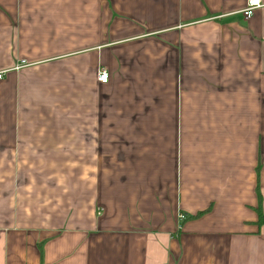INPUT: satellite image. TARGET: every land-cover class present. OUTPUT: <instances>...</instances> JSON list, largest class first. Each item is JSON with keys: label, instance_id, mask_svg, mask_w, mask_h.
Returning a JSON list of instances; mask_svg holds the SVG:
<instances>
[{"label": "crops", "instance_id": "0c3cea01", "mask_svg": "<svg viewBox=\"0 0 264 264\" xmlns=\"http://www.w3.org/2000/svg\"><path fill=\"white\" fill-rule=\"evenodd\" d=\"M260 2L0 0V264H264Z\"/></svg>", "mask_w": 264, "mask_h": 264}, {"label": "built area", "instance_id": "2783aa9c", "mask_svg": "<svg viewBox=\"0 0 264 264\" xmlns=\"http://www.w3.org/2000/svg\"><path fill=\"white\" fill-rule=\"evenodd\" d=\"M261 8L260 0H247L246 7L242 11V16L245 20H249L254 16L256 11ZM2 78V74H0V79ZM109 75L104 69H100L97 73V81L101 85H105L108 83ZM183 219V217H179Z\"/></svg>", "mask_w": 264, "mask_h": 264}, {"label": "trees", "instance_id": "16d2710c", "mask_svg": "<svg viewBox=\"0 0 264 264\" xmlns=\"http://www.w3.org/2000/svg\"><path fill=\"white\" fill-rule=\"evenodd\" d=\"M198 216H200V215H198ZM258 217H259V220L261 221V217L259 216V211H258Z\"/></svg>", "mask_w": 264, "mask_h": 264}]
</instances>
